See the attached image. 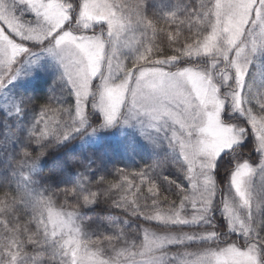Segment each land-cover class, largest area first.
Here are the masks:
<instances>
[{
	"label": "snow or ice",
	"instance_id": "1",
	"mask_svg": "<svg viewBox=\"0 0 264 264\" xmlns=\"http://www.w3.org/2000/svg\"><path fill=\"white\" fill-rule=\"evenodd\" d=\"M0 97V264H264V0H0ZM126 127L154 159L110 168Z\"/></svg>",
	"mask_w": 264,
	"mask_h": 264
},
{
	"label": "rangeland",
	"instance_id": "2",
	"mask_svg": "<svg viewBox=\"0 0 264 264\" xmlns=\"http://www.w3.org/2000/svg\"><path fill=\"white\" fill-rule=\"evenodd\" d=\"M58 76V69L55 63L47 57L42 58L37 65L32 66L26 74L21 75L12 85L8 86L6 95H18L23 94L32 96L35 89L44 88L45 93L50 92L53 87V81ZM67 102L71 101V97L66 98ZM2 102V97H0ZM30 118V117H29ZM111 130V129H110ZM90 143L88 145L96 146L101 144L103 140L107 141L109 145H120L123 151H118L116 155L122 157L121 165L117 164V167H129L132 169H138L144 166L146 163H151L154 159L153 147L139 135L138 131H134L130 128H114V130L106 137L97 135L96 137L88 138ZM74 147L80 148L81 141L73 143ZM87 145V146H88ZM156 151L160 157L168 156L171 158L166 146L158 147ZM165 174H171L174 178L179 177L176 173L175 167H169ZM182 180V177H179ZM146 191V190H145ZM120 221L124 219L116 218Z\"/></svg>",
	"mask_w": 264,
	"mask_h": 264
},
{
	"label": "trees",
	"instance_id": "3",
	"mask_svg": "<svg viewBox=\"0 0 264 264\" xmlns=\"http://www.w3.org/2000/svg\"><path fill=\"white\" fill-rule=\"evenodd\" d=\"M33 93H34V94L32 95V97H34V98H35V97H40V98H41V99L38 101V103H43L44 100H45V99L47 98V96L49 95L48 93H45L43 87H42L41 89H40V88H39V89H35ZM113 130H114V128L111 129V130H104V131H101L98 135L101 136V137H106V136H108ZM77 141H79V140H77ZM77 141L72 142V144H71V145H68V146H66V145H60V146H58V148H57L55 151H57V152L68 151V152H72V153L77 152V151L80 150V148H76V147L73 146V145H74L73 143H75V142H77ZM245 144H247V141H245ZM105 145H109V143H108L107 141L103 140V142H102L101 144H98V145H96V146L88 145L87 147L101 148V147H103V146H105ZM242 148H243V146H242ZM245 151H246V149H245ZM122 159H123L122 157H120L119 155H116V156L114 157V159L110 162V168H111V166H116V167H117V164H118V165H121L122 162H119V160H122ZM227 160H228V159H225V166H230V165L228 164ZM110 168H109V170H110ZM107 179H108L109 181H111L113 178H112V176H108ZM100 207L103 209V211L101 212L102 215H103V214H107V213H112L114 218L127 219V217L124 216V215H122V214H121V211L118 210V209H112V208H109L107 205H102V206H100ZM90 215H91V213H90Z\"/></svg>",
	"mask_w": 264,
	"mask_h": 264
},
{
	"label": "flooded vegetation",
	"instance_id": "4",
	"mask_svg": "<svg viewBox=\"0 0 264 264\" xmlns=\"http://www.w3.org/2000/svg\"><path fill=\"white\" fill-rule=\"evenodd\" d=\"M229 160H230V158H228V160H227L228 164H229ZM229 165H230V164H229Z\"/></svg>",
	"mask_w": 264,
	"mask_h": 264
}]
</instances>
